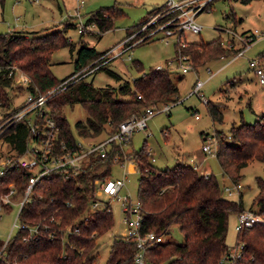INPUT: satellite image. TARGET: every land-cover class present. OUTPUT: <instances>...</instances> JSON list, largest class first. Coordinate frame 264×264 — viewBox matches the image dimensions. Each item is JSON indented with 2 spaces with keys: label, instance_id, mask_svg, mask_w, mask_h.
<instances>
[{
  "label": "trees",
  "instance_id": "16d2710c",
  "mask_svg": "<svg viewBox=\"0 0 264 264\" xmlns=\"http://www.w3.org/2000/svg\"><path fill=\"white\" fill-rule=\"evenodd\" d=\"M164 6L156 5L148 10L142 21L128 28L127 35ZM123 13L120 4L103 5L92 10L85 21L95 22L99 31H105L113 27L114 19ZM70 25H78V22L68 20L64 27L53 24L43 29L0 32V106L7 109L6 114L17 108H10L9 88L16 85L12 65L16 64L30 75L27 85H17L19 89L47 91L64 79L53 73L50 57L62 45L74 46L64 34ZM90 29L85 28L81 33ZM176 44L178 52L179 44ZM238 49L223 44L220 35L211 40H190L181 48L196 68L213 57L232 54ZM104 51L83 43L75 58V72L83 75L49 96L47 107L58 128L57 143L64 140L73 149L78 138L114 133L119 122L133 112H142L148 105L179 99V88L172 79L171 67L145 69L139 60H134V64L141 73L132 81L126 80L118 86L110 83L95 85L86 79V75L105 68L106 62L85 72L104 58L101 57ZM108 70L119 76L118 72ZM75 101H80L87 111L86 119L76 123L78 136L73 133L64 112V105ZM207 106L213 120L222 118L223 111L218 103L209 99ZM2 136L17 155L22 154L27 142L36 137L26 119L17 120ZM215 136L216 156L223 174L239 185L242 169L254 159H264V112L257 113L253 122L242 120L240 124H233L228 135L216 130ZM125 153L113 144L105 156L98 152L89 154L76 175L65 176L57 172L40 180L19 214L20 222L27 226L19 227L8 239L0 253V264H94L97 239L114 224L109 202L103 207H92L96 199L95 180L110 178L115 155L123 157ZM129 153L139 174L137 190L142 206V231L155 230L165 236L162 242L148 250L149 259L162 264H222L220 260L230 248L226 243L229 216L244 209L241 194L238 200L226 197L227 185H221L215 174L201 173L195 165L183 160L172 167L157 168L145 143L138 151ZM10 182H15L18 192L14 198L19 199L28 183L25 168L8 169L0 176V195ZM257 184L258 192L253 199L256 208L253 210L264 217V176L257 178ZM173 223L183 235L182 242L166 237ZM31 225H37V231L31 233ZM126 237L117 235L113 238L106 264H131L135 244ZM3 241L0 240V245ZM237 242H243L244 246L241 256L233 264H264V222L237 231Z\"/></svg>",
  "mask_w": 264,
  "mask_h": 264
},
{
  "label": "rangeland",
  "instance_id": "374dc122",
  "mask_svg": "<svg viewBox=\"0 0 264 264\" xmlns=\"http://www.w3.org/2000/svg\"><path fill=\"white\" fill-rule=\"evenodd\" d=\"M166 1L0 0V32L13 29L26 31L43 29L53 24L64 27L68 20L74 23L80 19L85 20L92 10L100 6L120 4L124 8V13L118 15L114 19L113 27L105 31H99L96 26H92V29L81 33L78 25H70L64 30V34L74 43V46L71 48L70 44L62 45L56 48L50 57V67L55 76L61 79L75 72L77 49L83 43L95 45L98 50H109L127 35L128 28L143 20L148 10ZM171 14L175 15L177 12L165 5L150 15L152 23L146 31L143 30L139 34L164 24ZM196 19L202 24L200 32L177 29L186 42L200 39L211 40L220 35L227 47L240 48L241 38L245 36L247 30L255 27L264 29V0L249 2L212 0L210 9L199 11ZM178 33L165 34L163 30L158 31L123 54L111 57L107 60L105 68L89 72L86 79L97 86L109 83L118 86L126 80L132 81L141 73L136 68L134 60L141 61L145 69L165 65L171 67L172 79L179 88L178 101L172 103L167 111H158L151 115L147 120V127L135 131L130 140L123 143L124 153L127 152L128 156H131L129 152L138 151L145 143V148L152 153L154 157L152 161L157 168L172 167L179 160L186 161L198 167L201 173L215 174L221 185L230 186L233 194L229 195L225 191L226 197L238 200L241 194L243 207L255 209L253 199L258 192L257 178L264 176V159L250 161L242 169L240 184L235 185L223 174L217 156L202 150V143L203 136L207 133L216 135L218 130L228 135L233 124H240L242 120L253 122L256 114L251 107L259 112L264 111L262 110L264 109V83L259 81L250 65V59L259 56L264 65V36L251 42L242 54L235 55L236 51L224 56L219 55L197 65V68L192 66L187 71H183L181 62L176 57ZM110 54L112 56V52ZM108 69L118 72L119 76L113 75ZM18 75L19 71L16 77ZM198 79L203 81L200 91L208 97V100L221 106L223 111L221 119L213 120L207 102L203 101L197 92L191 91ZM15 84L13 88H9L12 96L10 108L19 106L27 94L26 87L19 89L18 84ZM6 110L0 106V122L7 117ZM64 112L73 133L78 136L76 123L78 120L86 119L85 107L80 101H75L73 104H65ZM103 136L104 134L91 139L98 140ZM0 150L1 155L9 151V146L3 143L2 139ZM125 157L124 155L120 158ZM123 173L122 166L115 163L111 177H122ZM138 176L137 168L128 171L126 186L120 191V197L108 198L106 195L99 197L110 203L114 224L111 229L98 237L97 258L94 264H106L113 238L127 234L128 226L125 222L122 198L130 193L133 202L138 200ZM17 213V205L11 209L6 207L0 212V240H4L0 245V253L8 241V235L11 233L14 235L19 228L14 225ZM236 218L237 214L233 212L228 219L226 243L230 249L236 246L237 241ZM17 225H20V221ZM166 237L175 242L183 241V235L175 223L170 226ZM223 264H232V262L225 260Z\"/></svg>",
  "mask_w": 264,
  "mask_h": 264
},
{
  "label": "built area",
  "instance_id": "2783aa9c",
  "mask_svg": "<svg viewBox=\"0 0 264 264\" xmlns=\"http://www.w3.org/2000/svg\"><path fill=\"white\" fill-rule=\"evenodd\" d=\"M212 0H167L165 5L170 10H174L177 14H171L164 24L157 27H152L148 32L139 34L142 30H145L152 20L149 18L143 25L135 31H132L126 35L121 41L117 42L109 50H105L101 57L104 58L87 70L85 73L97 68L104 62H107L111 57H115L123 54L126 50H129L139 41L149 38L156 34L158 31H162L165 34L178 33L179 30H191L193 32H200L202 24L196 19V14L199 11L210 9L209 4ZM82 2L80 3V5ZM80 14L79 12L77 13ZM154 20V19H153ZM79 30L82 31L85 28H92L96 26L95 22L86 23L85 20L78 21ZM179 34V33H178ZM264 36V29L251 28L247 30L245 36L241 38L242 45L235 53V55L242 54L246 51L247 47L254 40ZM224 44V40L221 39ZM178 52H176L177 59L181 62V69L187 71L193 66L190 56L181 50L187 42L178 35ZM112 52V56H110ZM130 56V54H129ZM171 62V61H170ZM250 65L253 67L254 72L258 76L261 83H264V65L261 60L256 58L250 59ZM160 67V66H159ZM12 75L15 83L27 85L30 80V75L19 68L16 64L12 65ZM17 71H19L18 77ZM10 72V73H11ZM84 73V74H85ZM79 71L74 72L72 75L66 76L59 84L47 91H34L27 89L25 99L13 112L7 114V117L0 122V140L9 146L8 142L3 138V132L12 124L20 119H26L30 126V131L36 137L27 142L26 149L20 155H17L16 151L11 149L3 155L0 150V176H3L8 169H14L15 167H23L26 170L28 183L24 189L23 195L16 199L14 198L18 189L15 182H10L7 185V190L0 195V212L6 209V207L14 205L18 206V213L14 221V225L17 227H25L27 224L21 223L18 226L19 214L23 205L31 199L33 189L35 185L43 178L51 177L52 173L62 172L65 176L76 175L82 168L83 164L87 160L89 154L100 153L101 156H105L109 147L113 144L118 145L123 150V143L130 140L131 135L135 131L143 130L147 127L148 118L158 111H167L172 103L176 101L163 102L158 104H152L145 107L142 112H133L126 116L119 122L116 131L112 134L106 135L100 139L91 138H78L77 146L75 148H69L68 144L61 140L56 142L58 135V128L56 126L55 119L48 112L47 100L49 96L56 90L64 88L70 82L82 76ZM18 78L16 80V78ZM203 81L198 79L195 81L191 91L197 92L203 101L207 102L208 97L201 91V85ZM39 122V123H38ZM202 150L205 153L212 155L217 154V139L214 134L207 133L203 136ZM124 151V150H123ZM127 153V152H126ZM124 154L126 157L121 159L119 155H115L114 162L119 163L124 173L122 177L108 178L106 181L99 179L95 180L97 188L95 191L96 199L92 203V207L105 206L108 201H103L99 197L106 195L108 198L120 197V191L126 186L127 174L130 169L129 165L136 168V162L132 156ZM149 155L154 159L152 153L148 151ZM123 155V156H124ZM239 191V189H237ZM225 191L231 195L233 190L230 186L225 187ZM41 197V194H39ZM123 211L125 213V222L128 226L127 240H132L135 244V251L131 255V264H162L152 262L147 252L156 244L162 242L165 239L163 233H158L155 230L142 231V206L139 200L133 202L130 193L122 198ZM67 204H70L68 202ZM264 222V217L257 213L255 210L243 209L237 213L235 230L239 231L243 228L252 227L256 223ZM31 233L37 231V225L29 226ZM12 233L8 235L7 240L11 237ZM244 243L237 242L236 246L229 248L227 255L222 257L220 263L223 264L225 260H236L242 254Z\"/></svg>",
  "mask_w": 264,
  "mask_h": 264
},
{
  "label": "crops",
  "instance_id": "0c3cea01",
  "mask_svg": "<svg viewBox=\"0 0 264 264\" xmlns=\"http://www.w3.org/2000/svg\"><path fill=\"white\" fill-rule=\"evenodd\" d=\"M163 4H165V2L163 3ZM163 4H158V5H163ZM88 17V16H87ZM86 17V18H87ZM252 108V110L254 111V113L255 114H257V113H261V112H264V111H261V112H259V111H256V109L255 108H253V107H251ZM262 110H264L263 108H262ZM123 168V167H122ZM130 170L131 169H135V167L133 168V166L132 165H129V167H128ZM198 168V167H197ZM205 173H209V172H205ZM237 214V213H236Z\"/></svg>",
  "mask_w": 264,
  "mask_h": 264
}]
</instances>
